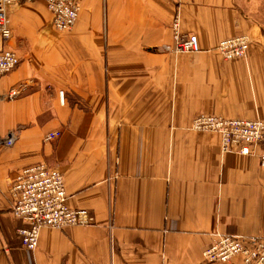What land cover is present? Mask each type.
I'll return each mask as SVG.
<instances>
[{
	"label": "crops",
	"instance_id": "0c3cea01",
	"mask_svg": "<svg viewBox=\"0 0 264 264\" xmlns=\"http://www.w3.org/2000/svg\"><path fill=\"white\" fill-rule=\"evenodd\" d=\"M71 33L25 25L11 11L19 66L0 81V264H208L222 235L264 237V168L222 150L201 115L264 119V0H193L182 31L201 53L173 54L179 0H79ZM247 36L246 57L215 48ZM161 48V49H160ZM60 132L55 141L48 134ZM65 176L72 209L92 224L42 231L35 251L18 236L11 187L26 166ZM227 264H242L241 257Z\"/></svg>",
	"mask_w": 264,
	"mask_h": 264
},
{
	"label": "built area",
	"instance_id": "2783aa9c",
	"mask_svg": "<svg viewBox=\"0 0 264 264\" xmlns=\"http://www.w3.org/2000/svg\"><path fill=\"white\" fill-rule=\"evenodd\" d=\"M33 0H0V81L12 73L20 64L19 55L8 48L12 38V25L9 9ZM51 15V23L59 32L70 31L76 25L81 4L79 0H44ZM193 0H179L171 24L173 45L164 50L180 53H201L203 48L197 35L182 31V8ZM250 48L247 36L226 39L219 43L215 52L226 61L246 57ZM24 86L11 89L0 96L15 100L22 94ZM191 128L196 132H214L222 138V150L257 157L264 168V119L241 120L226 119L213 115H201L194 119ZM60 132L50 133L46 141H55ZM18 139L17 133L0 138V146L11 147ZM12 214L25 223L18 230L22 246L35 251L44 229L63 230L68 227H83L92 224L89 210L72 209L68 205L69 196L64 174L45 163H36L21 169L11 187ZM208 264H227L236 256L242 264H264V237L222 235L215 237L213 243L204 251Z\"/></svg>",
	"mask_w": 264,
	"mask_h": 264
},
{
	"label": "rangeland",
	"instance_id": "374dc122",
	"mask_svg": "<svg viewBox=\"0 0 264 264\" xmlns=\"http://www.w3.org/2000/svg\"><path fill=\"white\" fill-rule=\"evenodd\" d=\"M13 10H16V12L19 14V16L28 18L29 22L25 23V25L30 26V28L36 27L38 30H42V31L54 30L59 35H67V34L71 33L73 30L72 29V30L66 31V32H59L53 28L52 23H51V15L47 9V6H46V3L44 0H33L31 2L21 3L17 6L10 8L9 9V17L11 20V25H12L11 11H13ZM171 45H173V42H172V44H169L166 46H171ZM166 46H163L162 50L164 52H167V53H173V52H168V51L164 50V47H166ZM173 54H175V53H173ZM180 54H183V53H180ZM191 126H192V124H191ZM236 257H240V256H236Z\"/></svg>",
	"mask_w": 264,
	"mask_h": 264
}]
</instances>
